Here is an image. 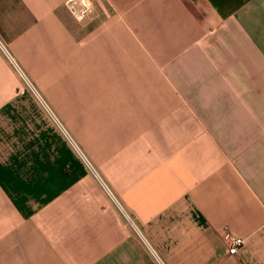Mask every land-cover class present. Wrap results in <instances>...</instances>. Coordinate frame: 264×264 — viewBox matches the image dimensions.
I'll list each match as a JSON object with an SVG mask.
<instances>
[{
  "label": "crops",
  "instance_id": "obj_1",
  "mask_svg": "<svg viewBox=\"0 0 264 264\" xmlns=\"http://www.w3.org/2000/svg\"><path fill=\"white\" fill-rule=\"evenodd\" d=\"M86 1L0 0V264H264V0Z\"/></svg>",
  "mask_w": 264,
  "mask_h": 264
},
{
  "label": "built area",
  "instance_id": "obj_2",
  "mask_svg": "<svg viewBox=\"0 0 264 264\" xmlns=\"http://www.w3.org/2000/svg\"><path fill=\"white\" fill-rule=\"evenodd\" d=\"M64 7L66 8L67 12L69 15L76 21V22H81L86 13L88 12V4L86 0H65L64 2ZM0 50L1 52L7 57V59L11 62L9 55L3 48V46L0 44ZM23 81L27 86L30 87L28 82L22 78ZM36 94L35 92H33ZM34 97L41 103L43 110L46 112V115L52 120V122L56 125L57 129L61 132V134L65 137L67 140L68 144L72 148V150L76 153L78 158L84 163L85 167L89 171H93L92 167L90 164L86 161L82 153L79 151L75 143L71 140V138L68 136V134L65 132V130L62 128V126L58 123L54 115L51 113V111L43 104L42 100L39 98L38 95H34ZM222 239L226 242L228 245L227 249V255L228 256H236L237 250L242 246V240L238 237L230 236L227 233H224L222 235Z\"/></svg>",
  "mask_w": 264,
  "mask_h": 264
},
{
  "label": "rangeland",
  "instance_id": "obj_3",
  "mask_svg": "<svg viewBox=\"0 0 264 264\" xmlns=\"http://www.w3.org/2000/svg\"><path fill=\"white\" fill-rule=\"evenodd\" d=\"M87 15H88V12L86 13L84 19L86 18ZM84 19H83L82 21H84ZM82 21H81V22H82ZM37 95H38V94H37ZM38 96H39V98L41 97L40 95H38ZM40 99L42 100L43 104L48 108V104L45 102V100H43L42 97H41Z\"/></svg>",
  "mask_w": 264,
  "mask_h": 264
}]
</instances>
